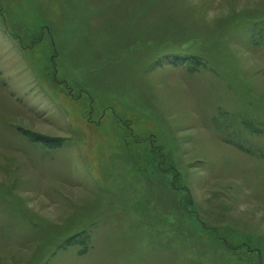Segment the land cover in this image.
I'll return each instance as SVG.
<instances>
[{"label": "rangeland", "instance_id": "rangeland-1", "mask_svg": "<svg viewBox=\"0 0 264 264\" xmlns=\"http://www.w3.org/2000/svg\"><path fill=\"white\" fill-rule=\"evenodd\" d=\"M0 264H264V0H0Z\"/></svg>", "mask_w": 264, "mask_h": 264}]
</instances>
